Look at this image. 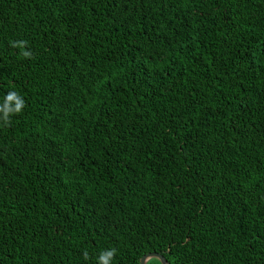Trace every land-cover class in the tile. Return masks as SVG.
<instances>
[{
    "label": "trees",
    "instance_id": "16d2710c",
    "mask_svg": "<svg viewBox=\"0 0 264 264\" xmlns=\"http://www.w3.org/2000/svg\"><path fill=\"white\" fill-rule=\"evenodd\" d=\"M10 91L0 264H264V0H0Z\"/></svg>",
    "mask_w": 264,
    "mask_h": 264
},
{
    "label": "clouds",
    "instance_id": "9594fccd",
    "mask_svg": "<svg viewBox=\"0 0 264 264\" xmlns=\"http://www.w3.org/2000/svg\"><path fill=\"white\" fill-rule=\"evenodd\" d=\"M27 41H13L11 46L13 48L21 49V54L25 58H32V53L29 50H25ZM25 107V100L17 92L10 91L6 94L4 101L0 104V122L4 126H10V117L15 114H19ZM116 255V249L105 250L101 252L98 257L99 264H112V261ZM84 258L88 259V253L85 252Z\"/></svg>",
    "mask_w": 264,
    "mask_h": 264
},
{
    "label": "water",
    "instance_id": "95a60500",
    "mask_svg": "<svg viewBox=\"0 0 264 264\" xmlns=\"http://www.w3.org/2000/svg\"><path fill=\"white\" fill-rule=\"evenodd\" d=\"M150 259H157L160 262V264H168L166 259L161 254H157V253H150V254L144 255L140 259L139 264H146V262Z\"/></svg>",
    "mask_w": 264,
    "mask_h": 264
}]
</instances>
